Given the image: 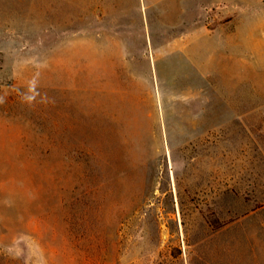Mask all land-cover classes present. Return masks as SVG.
Listing matches in <instances>:
<instances>
[{"label":"rangeland","instance_id":"obj_1","mask_svg":"<svg viewBox=\"0 0 264 264\" xmlns=\"http://www.w3.org/2000/svg\"><path fill=\"white\" fill-rule=\"evenodd\" d=\"M0 264H264V0H0Z\"/></svg>","mask_w":264,"mask_h":264}]
</instances>
